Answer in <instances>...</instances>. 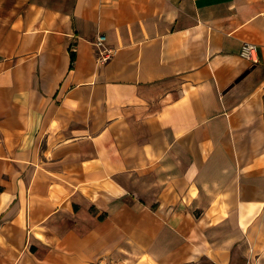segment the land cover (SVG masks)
Instances as JSON below:
<instances>
[{
    "label": "crops",
    "instance_id": "crops-1",
    "mask_svg": "<svg viewBox=\"0 0 264 264\" xmlns=\"http://www.w3.org/2000/svg\"><path fill=\"white\" fill-rule=\"evenodd\" d=\"M249 262L264 1L0 0V264Z\"/></svg>",
    "mask_w": 264,
    "mask_h": 264
},
{
    "label": "built area",
    "instance_id": "built-area-1",
    "mask_svg": "<svg viewBox=\"0 0 264 264\" xmlns=\"http://www.w3.org/2000/svg\"><path fill=\"white\" fill-rule=\"evenodd\" d=\"M107 39L105 37H98L96 48L99 54V63L105 64L107 63L112 55L113 51H109L105 48ZM258 45L250 42H245L243 44L242 50H241V57L249 62H256L257 60V54H258Z\"/></svg>",
    "mask_w": 264,
    "mask_h": 264
},
{
    "label": "rangeland",
    "instance_id": "rangeland-1",
    "mask_svg": "<svg viewBox=\"0 0 264 264\" xmlns=\"http://www.w3.org/2000/svg\"><path fill=\"white\" fill-rule=\"evenodd\" d=\"M264 1V0H263ZM98 40V39H97ZM97 40H96V42H94L93 43V45L95 46V48H96V43H97ZM107 42V41H106ZM105 48H106V44H105ZM97 49V48H96ZM107 49V48H106ZM108 50V49H107ZM97 53H98V51H97ZM98 56H99V54H98ZM248 264H253L252 262H249Z\"/></svg>",
    "mask_w": 264,
    "mask_h": 264
}]
</instances>
